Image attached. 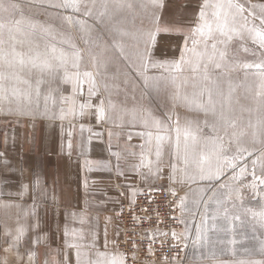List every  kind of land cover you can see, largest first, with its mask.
<instances>
[{"label": "crops", "instance_id": "0c3cea01", "mask_svg": "<svg viewBox=\"0 0 264 264\" xmlns=\"http://www.w3.org/2000/svg\"><path fill=\"white\" fill-rule=\"evenodd\" d=\"M204 2L163 0L162 8L153 9L161 28L177 30L157 37L156 60H179L185 37L192 47V30ZM135 53L113 56L110 67L108 62L97 72L90 63L78 73L79 85L69 91L55 115L0 112V264H107L112 258H123L125 264L117 246L123 237V206L146 187L183 193L171 163L178 124L172 114L188 112V121L192 120L194 102L188 101H193V91L178 84L161 87L162 80H182L176 71L149 70L147 75L157 79L146 83L134 62ZM189 55L185 53V58ZM85 72L95 73L93 84ZM166 96L175 111L162 109L160 98ZM181 97H188L185 105H177ZM246 97L250 102V96L241 94L240 103H246ZM101 102L103 118L97 111ZM199 102L205 111L209 104ZM223 103L224 97L223 102L222 97L217 100L218 105ZM180 119L185 120L182 114ZM183 136L180 132V139ZM180 205L190 215L201 204ZM254 262H264V256L197 255L193 249L189 264Z\"/></svg>", "mask_w": 264, "mask_h": 264}, {"label": "rangeland", "instance_id": "374dc122", "mask_svg": "<svg viewBox=\"0 0 264 264\" xmlns=\"http://www.w3.org/2000/svg\"><path fill=\"white\" fill-rule=\"evenodd\" d=\"M5 2L16 3L19 9L0 13V21L5 24L4 29L0 30V40H3L0 48L7 53L5 59H0V72L6 77L2 83L7 94V99L3 101V110L0 112L22 115H55L58 107L66 103L69 91L76 87L74 76L87 70L90 63L95 70L106 67L108 62L110 67L113 56L136 52L137 41L132 36L137 30L147 27L146 17L153 12L151 7L140 8L138 0H132V9L119 11L109 0H96L90 16L84 15L83 8L80 13H73L70 9L52 8L46 3L40 6L39 0ZM106 2L107 10L103 8ZM66 16H72V21H66ZM247 19L251 26L252 17ZM15 20H21L18 31ZM77 20L85 21V26L76 23ZM33 23L37 25L35 29L31 27ZM243 23V20L237 22L238 30ZM255 25L259 26V20L255 21ZM41 26L48 31H43ZM10 27L13 29L11 34L8 31ZM122 32L129 35H121ZM196 39L199 41L200 37L197 36ZM217 39L222 37L217 34ZM115 46L121 48L117 49ZM51 47L57 49V56L63 53L66 62L54 67L52 71H41L39 67H33L29 57H35L37 53L41 54L40 59H44L46 54L50 63L54 66L59 64L49 51ZM13 48L16 53L22 54L24 64L19 63L20 57L13 56ZM196 50L205 52L202 42L197 45ZM219 51H224L225 57L222 69L217 70L207 60V56L212 54L209 41L203 58V62L208 63V80L203 79V65L198 71L192 70L196 57L190 53L189 57L185 58L186 63L182 70L176 71L182 74V80L160 82L161 87L165 89L178 84L182 90L193 91L192 120L188 121V112L176 111L172 114L177 115L178 125L182 126L181 135H184L185 130L189 133L187 138L183 136L180 139L183 143L179 145L180 156L183 157L187 151L189 163L185 165L183 159L178 160L176 156L174 160L171 159L178 184L184 186L183 199L178 191L181 195L180 204H201L193 210V214L189 215L184 210L186 233L194 231L193 249L197 255L240 253L264 256V221L259 215L264 212V185H259V181H256V189L249 187L253 183V172L256 176L264 177V158H261L264 153V145L261 143L264 140V78H261L254 67H245L247 64L254 65L264 61V49L254 42L252 34L242 30L241 36H233L226 46L218 45L217 52ZM8 61H12L11 65ZM65 74L71 79L66 80ZM37 81H41L39 94ZM209 91L212 94V103L204 105L205 111L202 112L196 102H206ZM201 92L204 93L203 96L200 95ZM241 94L250 96V102L246 97L247 102L240 103ZM221 97L222 102L224 97L225 103L218 105L217 100ZM179 99L181 101L177 105H185V98ZM169 100L167 96L160 98L165 113L170 108L175 111L171 106L173 103L169 104ZM182 111L184 112V109ZM181 114L185 120L180 119L179 122ZM217 145L222 149V158L231 159L238 148L247 149L252 155H245L238 163L235 173L225 168L219 180L202 179L198 161L202 154H210L214 170L216 159L213 149ZM253 160L257 161L255 167ZM245 166L247 174L233 180L232 176L238 175L240 168ZM207 167L208 165H205V168Z\"/></svg>", "mask_w": 264, "mask_h": 264}, {"label": "snow or ice", "instance_id": "6c2138e0", "mask_svg": "<svg viewBox=\"0 0 264 264\" xmlns=\"http://www.w3.org/2000/svg\"><path fill=\"white\" fill-rule=\"evenodd\" d=\"M109 2L114 6V8L119 11L122 9H132L133 3L132 0H109ZM48 4L49 7L56 8V9H70L73 13H80L82 8L84 11V15L90 16L92 15V8L96 5V0H39L40 6L43 4ZM139 7L142 9H147L151 7L152 9H160L163 7V0H138ZM90 5V6H89ZM103 8L107 10L108 2L103 4ZM19 9V5L16 3H6L5 0H0V13H10L11 11H15ZM209 9L211 12L209 13ZM247 14V15H245ZM252 17V25L249 26V21L247 17ZM66 21L71 22L73 17L66 16L64 17ZM148 20L147 27L143 29L137 30V33L132 36L133 39L137 41V49L135 53V63L138 65L139 74L143 77L144 81L147 83L149 80H155L157 77H150L147 75L149 70H156V69H164L166 72H175L182 70L183 65L186 63L185 61V53H191L193 56L196 57V61L193 65L192 70L198 71L203 65L204 69V80H208L209 76L207 74L208 71V63L203 62V58L206 55L209 41H211V49L212 54L207 56L208 62H211L214 65V68L217 70L222 69V61L225 57L224 51L217 52L218 45H227L229 41L233 39V36H241L242 30H247L248 33L253 35L254 42H257L259 46L264 49V4H253L250 3V0H205L204 4L201 6L199 11V21L196 24L193 31L192 37V47L189 48L187 37H185V45L184 50L181 52V57L179 60L173 61H161L156 60L155 52H156V45H157V37L161 34L169 35L172 34L173 31H177L175 29H169L167 27L161 28L159 26L160 16L156 11L149 13L146 17ZM243 20L244 23L240 25V30L236 27L237 22ZM259 20V26L255 25V21ZM16 30H19V26L21 24V20H15ZM76 23L80 24L82 27L85 26L86 22L83 20H77ZM5 24L0 21V30H3ZM31 27L35 29L37 27L36 24H31ZM41 29L45 32L48 29H45L41 26ZM9 33L13 31L10 27L8 29ZM217 34H219L222 39H217ZM121 35H129L127 32H122ZM199 36L200 40L198 41L196 37ZM203 43L205 52H198L197 45L199 43ZM3 44V40H0V45ZM247 51V49H244ZM49 51L53 54V58L59 61V64L54 66L52 63L49 62L47 55L45 54L44 59H40L41 54L37 53L35 57H29V61L31 62L33 67H39L41 71H52L54 67H59L60 64H64L65 57L63 53H60L58 56L56 55L57 49L55 47H51ZM12 54L14 57H20L19 63L24 64L25 61L23 59L22 54L16 53L15 48L12 49ZM217 55L219 60H217ZM7 57V53L0 48V59H5ZM191 63V61H187ZM11 65L12 61H8ZM76 66V65H74ZM246 68H252L258 70L261 78H264V61L260 63H256L254 65L247 64L245 65ZM87 78V82L89 84L94 83V77L91 72H85L83 74ZM4 73L0 72V111L3 110V101L7 99L6 90L3 86L2 81L5 79ZM19 79V77H17ZM65 79H71L67 74H65ZM174 79V77H173ZM24 83H29V81H23ZM79 74H77L76 83L79 85ZM41 81H37V94H39V84ZM94 90L93 88H89V95H93ZM203 92H201V96H203ZM13 95H15V90L13 91ZM187 100L188 98L185 97ZM189 104L193 103L194 101L189 100ZM197 107H203V104L200 102H196ZM207 103H212V94L209 91L207 95ZM83 108L84 105H81ZM98 117L103 118L104 108L103 102L97 109ZM157 126H159V122H156ZM180 128L177 124L176 127V141H175V155L177 159H183V163L187 165L189 163L187 157V151H185V155L183 157L179 154V145H180ZM150 135V134H149ZM185 138L189 135L188 131L185 130ZM255 136V133H254ZM163 137H158V140H162ZM262 145H264V140L261 141ZM213 153L216 159V167L213 170L211 166V159L212 156L210 154H202L200 160L198 161V165L200 167V171L202 173V179H216L219 180L220 177L224 173V169L228 168L231 169L234 173L236 167L240 161H242L245 155L251 156L252 153L248 152L247 149L238 148L237 153L231 158L223 157L222 158V149L219 145H217L213 149ZM157 157L161 155V152L158 148ZM264 158V153H262V157ZM257 161L253 160L252 164L255 167ZM205 165H208L205 168ZM264 170V169H262ZM247 174V167H241L240 171L237 174L232 176L233 180L238 179L240 176H244ZM253 183L249 185L253 189L258 187L256 181H259V185H264V177L256 176L255 172H253ZM261 220L264 221V212L259 213ZM262 250H264V246H262ZM35 253H32L31 256L34 258ZM79 257V253H77ZM96 264H100L99 261ZM107 264H124L123 258L116 259L112 258ZM254 264H264V262H254Z\"/></svg>", "mask_w": 264, "mask_h": 264}, {"label": "built area", "instance_id": "2783aa9c", "mask_svg": "<svg viewBox=\"0 0 264 264\" xmlns=\"http://www.w3.org/2000/svg\"><path fill=\"white\" fill-rule=\"evenodd\" d=\"M180 202L178 191L146 187L123 206L117 246L125 264H189L195 233H186Z\"/></svg>", "mask_w": 264, "mask_h": 264}]
</instances>
